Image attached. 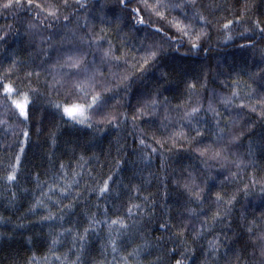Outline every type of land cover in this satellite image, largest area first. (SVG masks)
Segmentation results:
<instances>
[{"label":"snow or ice","instance_id":"obj_1","mask_svg":"<svg viewBox=\"0 0 264 264\" xmlns=\"http://www.w3.org/2000/svg\"><path fill=\"white\" fill-rule=\"evenodd\" d=\"M61 3L66 14L61 12L60 5L51 2L45 5L37 0H0V13H9L14 20L23 12L34 13L25 22V34L30 37V44H34L41 54L40 63H33L32 67L24 71L22 77L18 75L22 71L21 61L14 53L9 55L7 58L9 62L6 65L0 64V108L3 109L0 126H6L5 132H7L12 127L8 124V118H14L17 126L24 125L22 129L24 140L19 141L20 152L16 154L15 163L8 166L6 175L0 176V181L11 186L18 180L20 153L24 151V145L30 136L27 125L32 118L37 99H45L62 120L73 126L79 125L102 132L109 126L119 129L122 125H130L135 135L133 142L138 140L139 145L144 149H151L150 152H143L142 159L146 163H150L152 157L159 153L165 181L169 179L168 154L184 151L189 153L191 158L199 160L201 165L199 175L190 167H186L179 175L171 177L177 190L185 197V216L182 222L172 223L168 209L162 203L160 205L162 219L158 223L161 235L154 238L155 242L147 239L140 231V226L145 216L151 220L155 215L157 202L145 197V200L149 201L147 204L129 205L126 216H117L110 221L107 219V209L104 210V220L96 219V213H93L89 217V227H85L83 233L74 232L72 228L64 229L59 235L72 236L76 257L71 260L66 254L63 260L59 256L56 259L61 260V264H82L91 230L97 225L107 224L109 232L102 247L105 256L108 249H111L113 259L96 261L94 264H143L146 257H151L148 264H195V244L205 233L213 231L217 225H223L224 228L231 230L229 217L241 192L248 197L251 194L250 190H254L256 185L260 184V196L264 198V182L256 180L251 184L245 183L242 189L237 188L227 199L222 191H211L214 186H222L230 182V178H237L250 163L254 164V161H246L235 151L245 131H237L238 120L231 115V109L246 108L264 119V52H261L262 63L258 71L252 73V76L259 80L260 94L256 95L255 90H251L246 95L254 96L255 102L245 103L241 99L239 105L234 104L239 98V92L234 87L229 96H219V99L216 90H211L206 107L200 98H197L195 105L190 108H181V105L170 107L169 98L164 92L169 90L167 85L170 83L169 77L172 73L164 69L160 62L170 49L178 52L179 48L185 46V42L188 45V52H198L203 47V42L211 39L212 30L217 33L222 32L224 42L232 41L233 31L237 26H243V31L239 35L242 39H247V43L241 44L240 47H250L255 50V42L250 37H246V34L254 31L264 34V24L260 20H255L252 21L254 27L244 25L249 13L256 7V0H244L239 14L224 8L223 0H210L208 5L200 3V0H117L118 12L107 8L101 0H95L100 11L99 32H94L97 20L95 15L86 14L83 24L80 23L78 13L88 8V0H75L76 7H72L69 0H61ZM222 9L228 11L233 18L224 19L221 23V20L215 17V13ZM74 16L75 21H73ZM73 23L74 27H70ZM113 24L118 33H121L123 28H129L137 33L141 29H150L151 32L140 41L136 53L129 58L128 51L124 50L127 46L126 33L120 37V48L112 39L107 38L106 32ZM13 30V23L0 25V45L7 41ZM150 35H155L159 39L145 43ZM173 44L178 47L172 49ZM203 50L205 53L208 51L207 48ZM122 65L125 66L123 71L113 70ZM153 69H159L154 89L138 94L130 116L127 111H119L123 106L120 93L123 92L125 96L130 97L133 82L138 79L143 80L145 74ZM42 75L49 93L47 98L39 88L32 86L33 76L39 82ZM17 80L27 83L21 87ZM183 83L191 101V93L196 89V83L189 80ZM206 86L207 75L200 87L204 89ZM249 88L251 89V85ZM52 92H56L61 98L51 99ZM218 105L223 106L225 112H221ZM174 112L178 115L174 116ZM202 112L211 118V139L207 141L205 136L209 132V121L201 117ZM141 125L151 129L150 134ZM251 126L249 122V128ZM157 132L161 134L157 135ZM3 147L5 145H0V148ZM6 147L10 148L11 145ZM251 155L252 152L249 150V156ZM120 164L121 161H117V168L98 186V198L114 191V184L118 190L120 181L116 176L121 170ZM60 167L63 169L64 165L61 164ZM232 167L237 171H231ZM224 172H228V175H224ZM74 175L78 174L74 173ZM218 177H223L219 185L216 183ZM78 183L76 180L66 182L65 187L59 189L61 195L66 199L69 189ZM40 184L37 177V186L39 187ZM54 187L56 185H50L47 191L41 192V196H48L51 199L49 193ZM136 190H139L138 187ZM79 195L80 193L77 192L74 199ZM209 195L214 197V200L209 201ZM15 198L16 193L13 192L12 199ZM209 202L215 204V210L211 215L206 214L204 209V205ZM57 203L59 204L60 201ZM38 206L47 208L41 198L36 199L32 209ZM74 206L71 202L63 205L60 208L62 213L60 220L64 219V209L71 210ZM148 207H151V212L145 211ZM133 209L136 210L135 213ZM137 215L140 217L139 220L135 219ZM2 219L0 217V220ZM40 219L51 221L55 216L49 211ZM193 220H198L199 225L192 231L190 246L187 234L192 228ZM241 220L247 244L240 248H230L225 245L220 238L221 234L232 243H239L240 236L237 234L229 238L222 228L221 232H217L208 242L207 248L202 249V264H221V261L223 264H264V229H259L255 220L247 221L243 216ZM117 225L119 227L113 235L112 229ZM130 229L140 232L143 241L141 244L131 243L128 238ZM57 243L58 240L54 238L52 244ZM77 244L78 249H76ZM249 247L250 256L254 258L251 261L247 259L249 254L246 252V248ZM180 248H183V251H178ZM73 249H69V252Z\"/></svg>","mask_w":264,"mask_h":264},{"label":"trees","instance_id":"obj_2","mask_svg":"<svg viewBox=\"0 0 264 264\" xmlns=\"http://www.w3.org/2000/svg\"><path fill=\"white\" fill-rule=\"evenodd\" d=\"M37 2L45 5L49 2L60 5L61 12L66 14L61 0H37ZM69 2L72 7H76L75 0H69ZM101 2L107 8L119 11L117 0H101ZM209 2L210 0H200V3L204 5H208ZM243 2L244 0H223L224 8L236 14H239ZM32 14L34 13L23 12L14 20L9 13H0V25L14 24L13 32L9 34L6 42L0 45V64L6 65L9 62L7 58L14 53L15 57L21 61L22 71L18 74L21 77L24 71L33 66V63H40L39 50L34 44H30V37L25 34V22ZM86 14L97 17L94 32H99L101 27L99 23L100 11L95 0H88V8L79 11L78 16L81 24H83ZM171 15H177V13H171ZM215 17L219 18L221 23L224 19L233 18L228 11L223 9L217 11ZM109 18H111V13H109ZM75 19L74 16L73 21ZM255 20H260L264 24V0H256V7L249 13V18L244 26L254 27L252 21ZM70 27H74V23ZM242 31L243 26H237L233 31L234 39L224 42L223 33L212 30L211 39L205 40L203 47L198 52H188V45L185 42V46L179 48L178 52L170 49L162 57L160 64L172 73L169 77L170 83L167 85L169 90L164 92V95L169 98L170 107L181 105V108H190L195 105L197 98L202 99L206 107L208 94L211 90H216L217 99H219V96H229L234 87L239 92V98L234 101L235 105H239L241 99L245 103L255 102V97H249L246 93L254 89L256 95L260 94L259 80L253 77L252 73L257 72L262 63L261 52H264V34L258 31L246 34V37H250L256 44V48L253 50L250 47H240L241 44L247 43V39H242L239 35ZM150 32V29H141L137 33L129 28H123L122 32L118 33L113 24L111 29L107 30L106 35L120 48V37L126 33L127 46L124 50L128 51L129 58H131L136 53L140 41ZM46 34L47 32H45ZM157 39H159L157 36L150 35L144 42L151 43ZM177 47L176 44L172 45V49ZM204 48L208 50L206 53ZM5 49L7 50L5 51ZM137 58H139L138 54ZM124 67L122 65L113 70L123 71ZM105 71L107 72V68ZM158 74L159 69H153L145 74L143 80L134 81L130 97L121 92L123 106L119 108V111H127L130 116L138 94L153 90ZM205 75H207V86L202 89L200 85L204 82ZM44 79L42 75L40 81L37 82L33 76L32 86L39 88L43 96L47 98L49 93L44 85ZM185 80L196 83V89L191 93V101H189V92L183 83ZM234 81H238V83H234ZM17 83L23 87L27 81L21 83L20 80H17ZM249 85H251V89ZM50 98L56 100L61 97H58L56 92H52ZM218 107L221 112H225L223 106L218 105ZM173 115H178V113L174 112ZM231 115L238 120L237 131H245V135L241 138L235 151L246 161H254V164L250 163L237 178H230V182H226L222 186H214L211 189L212 192L222 191L225 199L229 198L237 188L242 189L245 183L251 184L253 180L264 182V119L246 108L232 107ZM0 117H3L2 108H0ZM201 117L209 121V132L205 136L207 141L211 139V118L203 112ZM249 122L252 124L251 128H249ZM8 124L12 127L7 132H5L6 126H0V145H5L0 148V176L6 175L9 170L8 166L15 163L16 154L20 152L19 141L24 140L22 135L24 125L17 126L14 118H8ZM27 127L30 136L24 145V151L20 153L18 180L11 186L0 181V217L3 218L0 220V264H29V262L31 264H61V260L66 254L69 259L74 260L76 250L73 249L72 236L59 235L64 229L72 228L74 232L83 233L84 228L89 227V217L93 213H96V219L104 220V210L107 209V219L110 221L117 216H126L129 205L147 204L149 201H146L145 197L157 202L155 215L151 220L145 216L142 226H140V231L147 239L155 242L154 238L161 235L158 223L162 219L160 209L162 203L168 209L172 223L182 222L185 216V197L177 190L171 177L179 175L181 170L186 167H190L199 175L200 162L191 158L189 153L181 151L168 154L167 174L169 179L165 181V172L161 171L159 153L152 157L150 163H146L142 159L143 152H150L151 149H144L139 145L138 140L133 142L135 135L130 125H122L119 129L109 126L102 132L79 125L73 126L62 120L45 99H37ZM141 127H145L146 132L150 134L151 129L144 125ZM160 134L157 132V135ZM148 142L151 143V141ZM7 145H11V147H6ZM249 150L252 152L251 156H249ZM117 161H121V170L116 176V179L120 181L118 190L114 184V191L98 198V186L117 168ZM61 164L64 165L63 169L60 167ZM231 171H237V169L232 167ZM74 173L78 175H74ZM224 175H228V172H224ZM37 177L41 182L39 187L37 186ZM222 179L223 177L217 178V185ZM73 180L79 183L69 189V194L65 199L59 189L65 187L66 182ZM165 183L167 184L166 198ZM50 185H56L49 193L51 199L48 196H41V192L47 191ZM259 189L260 184H257L254 190H250L251 194L248 197H245L242 192L239 194L231 217H229L231 230L224 228L223 225H217L213 231L205 233L196 242L195 264H202V249L207 248L208 242L217 232H221L222 228L229 238H233L237 234L240 236L239 243H232L230 239L225 238L224 234H221L220 238L225 245L230 248H240L247 244V237L241 227L242 216L246 217L247 221L255 220L259 229H264V198L260 196ZM13 192L16 193L15 200L12 199ZM77 192L80 195L74 199ZM37 198L43 199L47 208L38 206L33 210L32 205L36 203ZM211 200H214V197L209 195V201ZM58 201H60L59 204ZM70 202L75 206L71 210L64 209V219L60 220L62 214L60 208ZM204 209L206 214L211 215V212L215 210V204L206 203ZM49 211L54 214L55 219L41 221L40 218L47 215ZM133 211L135 213L136 210L133 209ZM145 211L151 212L152 209L148 207ZM135 219L139 220L140 217L137 215ZM128 222L132 223V221ZM198 225V220L192 221V228L187 234L190 246L192 231ZM118 227L119 225L113 227V235L116 234ZM173 230L175 231V229ZM108 232L107 224L97 225L91 230L82 264H94L101 260L112 261L111 249H108L105 256L102 247ZM54 238L58 240L55 245L52 244ZM128 238L133 245L143 242L140 232L135 229L129 230ZM78 248L77 244L76 249ZM69 249H73V251L69 252ZM178 251H183V248ZM246 252L249 254L247 257L249 261L254 259L250 256V247L246 248ZM57 256L61 257V260H57ZM150 259L151 257H146L143 264H148ZM221 264H223L222 261Z\"/></svg>","mask_w":264,"mask_h":264}]
</instances>
